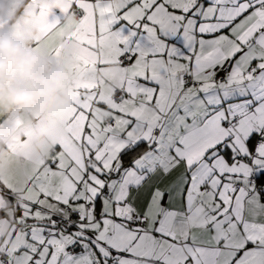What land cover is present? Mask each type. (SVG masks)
Instances as JSON below:
<instances>
[{
	"label": "snow or ice",
	"instance_id": "obj_1",
	"mask_svg": "<svg viewBox=\"0 0 264 264\" xmlns=\"http://www.w3.org/2000/svg\"><path fill=\"white\" fill-rule=\"evenodd\" d=\"M69 4L45 31L82 84L55 153L0 180V264H264V0Z\"/></svg>",
	"mask_w": 264,
	"mask_h": 264
},
{
	"label": "crops",
	"instance_id": "obj_2",
	"mask_svg": "<svg viewBox=\"0 0 264 264\" xmlns=\"http://www.w3.org/2000/svg\"><path fill=\"white\" fill-rule=\"evenodd\" d=\"M3 5L13 16L0 12V35L22 43L37 56L36 70L43 63L48 72L60 70L69 76L66 108L47 111L41 110L39 104L29 108L0 104V129L7 130V135L0 136V180L19 188L55 153V145L64 135L62 121L70 116L75 91L82 84L74 71L79 55L77 42L60 39L45 29L57 19L66 27L76 25L79 15L75 9L67 10L69 0H3ZM49 44L62 47L59 59L48 54ZM17 80L23 89L38 91L41 88L37 81L26 79L22 74H17ZM17 120L21 121L19 127Z\"/></svg>",
	"mask_w": 264,
	"mask_h": 264
},
{
	"label": "clouds",
	"instance_id": "obj_3",
	"mask_svg": "<svg viewBox=\"0 0 264 264\" xmlns=\"http://www.w3.org/2000/svg\"><path fill=\"white\" fill-rule=\"evenodd\" d=\"M0 12L8 17L13 16L10 10L4 8L3 0H0ZM38 62V57L22 43L0 35V104L14 105L17 108H29L39 104L41 110L47 111L68 106V74L60 70L48 72L43 63L36 70ZM17 74L37 81L41 88L30 91L19 87ZM5 135L7 130L0 129V136Z\"/></svg>",
	"mask_w": 264,
	"mask_h": 264
},
{
	"label": "built area",
	"instance_id": "obj_4",
	"mask_svg": "<svg viewBox=\"0 0 264 264\" xmlns=\"http://www.w3.org/2000/svg\"><path fill=\"white\" fill-rule=\"evenodd\" d=\"M76 15H78V14H76ZM39 68H40V67H39ZM39 68H38V69H39ZM38 69H37V70H38ZM46 69H47V68H46Z\"/></svg>",
	"mask_w": 264,
	"mask_h": 264
}]
</instances>
